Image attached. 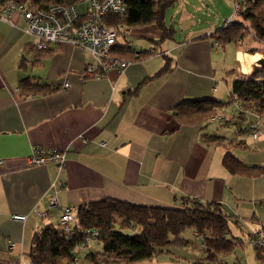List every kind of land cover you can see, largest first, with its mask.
I'll return each mask as SVG.
<instances>
[{
  "label": "crops",
  "instance_id": "0c3cea01",
  "mask_svg": "<svg viewBox=\"0 0 264 264\" xmlns=\"http://www.w3.org/2000/svg\"><path fill=\"white\" fill-rule=\"evenodd\" d=\"M187 1L197 6L198 0ZM212 1L221 14L219 26L213 22L178 31L173 2L171 13L170 5L165 14L167 34L155 22L122 27L112 53L131 60L122 69L110 67L99 75L85 72V63L94 61L91 53L68 42L37 50L21 15L14 23L0 18V264L24 263L33 231L58 224L63 206L104 197L178 205V195L187 194L220 201L243 217L240 201L246 190L256 188L257 175L231 171L222 160L230 149L223 136L207 126L206 118L189 119L176 106L184 98L222 100L227 95L216 109H228L227 102L234 106L228 116L220 114L236 131L239 121L259 117L231 100L230 84L255 67L264 71V40L246 26L238 39L219 41V31H210L221 26L222 18L248 20L235 14L232 0ZM194 8L184 6L176 18L185 20ZM150 47L156 50L153 54L134 56L135 48ZM240 52H258L247 70L241 68ZM22 77L51 89H22ZM65 78L67 86L62 85ZM204 132L217 136L206 138ZM35 145L62 150L63 164L30 163L27 156ZM53 193L55 202L49 199ZM12 212L25 217L13 218ZM157 257L168 258L157 254L136 264H151Z\"/></svg>",
  "mask_w": 264,
  "mask_h": 264
},
{
  "label": "trees",
  "instance_id": "16d2710c",
  "mask_svg": "<svg viewBox=\"0 0 264 264\" xmlns=\"http://www.w3.org/2000/svg\"><path fill=\"white\" fill-rule=\"evenodd\" d=\"M27 1L45 6L51 2L69 3L76 0ZM238 1L239 8L236 11L248 20L247 24L242 20L232 19L227 24L221 23L220 27L210 33L219 31L217 39L225 42L238 39L246 26H250L254 35L264 40V0ZM173 2L174 0H125V11L107 12L104 20L117 25L155 22L167 34L170 29L165 23V14L167 7ZM20 86L33 92L51 89L47 83H38L29 77H22ZM230 91L231 100L238 99L243 110L251 107L259 117L264 116V71L260 68L255 67L246 74L233 77ZM222 103L224 101L221 99L205 96L184 98L176 106L181 107L180 111L189 119L206 118V123ZM202 135L206 138L217 136L205 132ZM222 160L231 171L251 175L264 172L261 164H248L230 149L223 152ZM178 197V205L143 204L116 197L81 203L74 211L75 230L71 238L66 236L59 224L46 223L33 231L28 255L32 264H102L105 257L98 258L99 251L113 255L123 261L122 264H136L141 260H151L163 249L168 250L166 246L171 242H187L188 239L181 232L189 226L200 236L203 248L202 255L192 260L193 264H225L221 252L230 251L235 244L242 243L245 239L255 249L256 261L252 264H264V244L255 245L249 241L253 228L249 232H243L244 236H241L242 233L241 237L231 229L232 219L239 222L238 215L231 213L220 201L202 200L187 194H180ZM127 227L136 230L125 232L123 229ZM86 228L98 229L95 240L101 243V250L90 247L86 251L83 248L75 259L72 247L81 240V229Z\"/></svg>",
  "mask_w": 264,
  "mask_h": 264
},
{
  "label": "built area",
  "instance_id": "2783aa9c",
  "mask_svg": "<svg viewBox=\"0 0 264 264\" xmlns=\"http://www.w3.org/2000/svg\"><path fill=\"white\" fill-rule=\"evenodd\" d=\"M233 1V11L239 8V1ZM80 4L84 7L81 8ZM126 9L125 0H76L69 3L51 2L45 6L32 4L27 0H0V18L14 23L16 15H21L25 19L24 30L30 35L31 45L37 49L47 48L51 42H68L77 45L81 50L91 53L94 57L93 62H86L85 72L99 75L104 73L110 67L122 69L130 62L131 58L119 57L112 53V47L116 36L122 27L124 30L127 25L124 23L115 24L104 20L107 12H123ZM233 19L232 16L222 18V23L227 24ZM217 43V41H214ZM130 45V42H127ZM155 48L150 47L146 50L134 49V56L140 57L144 53L153 54ZM63 86L69 85V80L65 78L62 81ZM238 101V99H233ZM246 110H253L248 107ZM224 115L213 114L211 118L223 117ZM260 128V118L249 120L236 124V129H247L255 138L258 136ZM30 163L41 164L49 160H56L61 166L64 161V153L57 148L35 145L32 152L27 156ZM0 161L2 159L0 158ZM264 167V163H261ZM51 202L56 201L55 193L49 195ZM77 205L63 206L58 216V224L65 230L66 236L71 238L75 230L74 211ZM34 210L44 215L45 210ZM13 218L23 219L25 213L12 212ZM81 240L72 247L73 257L76 259L78 253L91 240L95 239L98 229H81ZM249 241L255 245L264 244V227L253 228L251 230ZM9 248L13 243L9 241ZM29 255L25 257V262L14 263L13 260H5L3 264H32ZM45 264V263H42ZM74 264V263H68ZM102 264H108L107 256L102 259Z\"/></svg>",
  "mask_w": 264,
  "mask_h": 264
},
{
  "label": "rangeland",
  "instance_id": "374dc122",
  "mask_svg": "<svg viewBox=\"0 0 264 264\" xmlns=\"http://www.w3.org/2000/svg\"><path fill=\"white\" fill-rule=\"evenodd\" d=\"M193 2V1H192ZM190 3L187 0H174V5L177 8L176 13H174V27L180 31L187 30L186 28L192 26L196 28L200 25H213L215 22L216 26H219V19L221 14L218 13L217 7L214 5L212 0H198L197 6L193 3ZM232 2V1H231ZM194 8L189 16H186L185 20H180L179 16L176 18V15H180L183 7ZM80 7L83 8L84 5L80 4ZM173 5L169 7L168 13H171ZM233 9V4H232ZM235 14H238L235 11ZM120 32V31H119ZM118 32V33H119ZM120 37V34H119ZM258 52L248 53L240 52L239 59L241 68L247 70L252 60L257 57ZM228 73V72H227ZM224 72L223 77L226 78L227 84L229 83V76ZM223 86V85H222ZM228 96L225 95L222 100L227 101ZM226 105H231L228 109L225 107H220L217 109L216 113H225L227 116L229 113L235 111L234 106L227 102ZM249 118V116H245ZM260 119V128L258 132V137L253 138L249 130L236 131L235 125L231 121H225L224 118H215L208 119L206 124L211 127L212 131H215L221 134L227 143L225 146H229L233 150L235 155L241 158L244 162L248 164H261L264 163V116ZM222 119V121H221ZM243 120V119H242ZM245 120V119H244ZM239 123H242L239 121ZM205 124V125H206ZM233 140V141H232ZM241 140V141H240ZM243 140V141H242ZM220 146H224L220 144ZM255 189H248L244 193L240 201V210L239 214H242V218L239 219V222H236L232 219L231 229L233 232L238 233L240 236L243 232H249L252 228H261L264 223V173L256 174ZM254 191V193H253ZM232 213V212H231ZM125 232L131 233L135 228L127 227L123 229ZM181 235L188 239L187 242H171L166 246L167 249L159 252V254L166 255L168 258H158L153 260L151 264H193L192 260H195L196 257L202 255L203 248L202 242L192 227H186ZM244 236V233L241 235ZM240 236V237H241ZM246 237V235H245ZM101 250V243L93 239L87 244L84 249L87 251L90 249ZM107 254L103 252H97L98 258L105 257ZM221 258L225 264H252L256 261L255 258V249L252 245L247 242V239L242 241V243L235 244L233 249L227 252H221ZM108 264H122L123 261L114 257L113 255H107Z\"/></svg>",
  "mask_w": 264,
  "mask_h": 264
},
{
  "label": "bare ground",
  "instance_id": "6f19581e",
  "mask_svg": "<svg viewBox=\"0 0 264 264\" xmlns=\"http://www.w3.org/2000/svg\"><path fill=\"white\" fill-rule=\"evenodd\" d=\"M130 42V41H129ZM130 45H131V43H130ZM36 212V211H35Z\"/></svg>",
  "mask_w": 264,
  "mask_h": 264
}]
</instances>
